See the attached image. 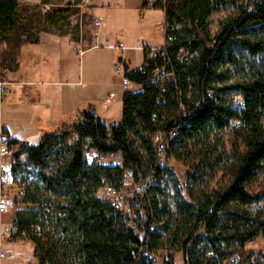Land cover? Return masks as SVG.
<instances>
[{
    "label": "trees",
    "instance_id": "16d2710c",
    "mask_svg": "<svg viewBox=\"0 0 264 264\" xmlns=\"http://www.w3.org/2000/svg\"><path fill=\"white\" fill-rule=\"evenodd\" d=\"M229 7L237 14L213 37L211 17ZM151 8L165 12L173 42L164 56L150 59L145 50L143 67L129 72L141 90L125 93L119 123L109 126L82 113L36 145L11 142L12 178L23 190L17 203L24 206L13 218L11 237L31 241L38 264H156L159 251L168 252L164 264H175V251L184 264H231L234 255L236 264H264V252L245 251L264 237V209L258 207L264 191L249 190L264 175V0H161ZM78 12L71 4L51 5L43 14L41 5L0 0V44L9 48V70L18 68L21 45L38 44L41 32L67 30ZM232 68L245 70V79L230 83ZM232 92L242 97L238 107L228 100ZM232 128L235 143L226 155L221 134ZM159 133L165 134L160 153L153 140ZM92 153L119 155L122 163H91ZM167 156L189 164L187 199L175 171L161 165ZM226 170L228 184L208 192L206 185ZM127 173L132 183L149 179L147 190L129 199L136 218L99 195L106 186H125Z\"/></svg>",
    "mask_w": 264,
    "mask_h": 264
},
{
    "label": "crops",
    "instance_id": "0c3cea01",
    "mask_svg": "<svg viewBox=\"0 0 264 264\" xmlns=\"http://www.w3.org/2000/svg\"><path fill=\"white\" fill-rule=\"evenodd\" d=\"M147 1L154 5L161 0H92L84 9L86 24L82 46L87 48L92 44L93 18H101L104 28L97 40L99 47L87 49L82 57L74 51V46L79 43V35H74L72 29L60 32L62 35L41 34L35 47L55 52L58 60L51 69H47L45 64H42L44 69H40L37 65L41 61L55 62V59L35 54V96L39 106L43 105L44 108L43 114L35 118V127L32 129H35V142L27 141V132L12 125L4 126V119L0 114L2 128L15 140L36 145L41 136L82 113H94L109 126L119 122L122 119L123 97L127 91H121V97L118 99L117 89L121 80L115 75L113 65L124 62L129 72L136 71L145 63L144 51L139 48L140 43L151 48H161L165 43V12L151 8L152 6L147 7ZM158 28L162 29V32L158 38L153 39L151 33ZM118 42H122L126 50L107 48V45ZM18 73L17 70L11 71L12 79ZM12 85L13 91H16V87H21L18 83ZM112 93H116L117 98L106 106V99ZM3 159L9 160L12 168L13 155Z\"/></svg>",
    "mask_w": 264,
    "mask_h": 264
},
{
    "label": "rangeland",
    "instance_id": "374dc122",
    "mask_svg": "<svg viewBox=\"0 0 264 264\" xmlns=\"http://www.w3.org/2000/svg\"><path fill=\"white\" fill-rule=\"evenodd\" d=\"M49 5H61L68 6L71 4L72 0H49ZM22 4L29 5H42L41 0H23ZM237 14V10L234 7H229L221 12L214 14L211 21V35L215 37L219 31L221 30L222 24L230 17H233ZM164 31V30H163ZM162 32V29H154L153 34L151 33V37L153 39L158 38L157 36ZM49 34L62 35L59 31L51 30L47 32ZM90 33V32H89ZM44 34V32H41ZM9 50L7 44H0V70L2 75L0 76V82L2 85V93L0 94V114L3 116L2 123L4 126L12 125L20 131L27 132L28 138L27 141L30 143L35 142V118L41 116L43 114L44 108L39 106L38 98L35 96V54L41 56H48L55 59L47 60L46 62L42 61L37 65L40 69H44L42 64H45L47 69L53 68L58 60L56 53L45 50L43 47H39L35 45L23 44L17 50L16 53V62L18 64L17 72H19L14 79H12L13 75L9 70V60L5 58V53ZM237 52L240 49H236ZM40 57V56H39ZM246 57L243 56L244 67L246 68ZM8 68V69H7ZM234 77L230 83H234L237 81H242L245 79V70L240 71L239 73L236 69H231ZM116 75V74H115ZM19 76V77H18ZM18 78V79H17ZM12 83L20 84L21 88L18 90L16 87V91H13ZM33 86H30V84ZM117 83H119V79H117ZM28 85V86H27ZM121 86V84H120ZM117 89L118 91V99L121 97V91H124V88L121 86ZM18 90V91H17ZM127 91H137V88L129 89ZM10 93V94H8ZM8 94V95H7ZM42 95L40 96V98ZM234 107H238L242 104V97L239 93L232 92L228 99ZM42 103V102H40ZM38 104V106H37ZM41 105V104H40ZM37 106V107H36ZM36 107V108H35ZM117 121V120H116ZM121 120H119L120 122ZM1 122V121H0ZM119 122H114L117 124ZM234 128L226 130L222 132L221 136L223 138V144L220 147V151L225 153L226 155L232 154V150L235 143ZM242 149V147L240 148ZM16 149H13V158H15L14 153ZM7 157V156H6ZM9 157V156H8ZM13 160V159H12ZM89 161L91 163L98 162L100 164L106 165H117L122 163L121 156H109L104 157L102 155H97L96 153H92L89 155ZM161 165L164 167H169L173 169L176 173V182L178 187L182 190V195L187 199L186 196V180L187 174L190 171L189 164L186 162H179L171 157H164L161 160ZM1 168L6 171L11 170V163L9 160L3 159V156L0 157V177H1ZM12 176V175H11ZM9 176L6 182V191L9 193L10 198L14 201V206L10 212L7 214L0 215V264H38L37 259L34 257V246L31 241L27 238H21L18 240L12 239V231H13V218L18 209L24 208L23 204H18L17 201H20L22 197L19 195V188L17 183L15 184L13 178ZM230 172L224 171L220 172L216 175L215 179L209 182L206 185V190L208 192H213L215 190H219L225 187L229 180ZM35 178V173H31L29 180H33ZM126 183L128 184V194L129 198H132V174L127 173L125 178ZM13 182V183H12ZM167 190L170 192L174 191L173 186H167ZM249 190L252 194H259L264 191V175L261 176L256 182L251 183L249 186ZM99 195L102 198H106V196L100 192ZM126 201V204L123 208L128 209L132 206V201ZM260 209H264V202L258 205ZM144 216V212H141ZM261 251L264 252V237H259L255 239L253 242L248 243L245 246V251ZM168 252L167 251H159L155 254L154 260L156 264H164L167 259ZM173 258L175 264H184V259L182 252L175 251L173 252Z\"/></svg>",
    "mask_w": 264,
    "mask_h": 264
},
{
    "label": "built area",
    "instance_id": "2783aa9c",
    "mask_svg": "<svg viewBox=\"0 0 264 264\" xmlns=\"http://www.w3.org/2000/svg\"><path fill=\"white\" fill-rule=\"evenodd\" d=\"M240 3H244L247 0H238ZM19 2H23V0H19ZM92 0H72L71 2V7H76L79 9V12L69 18V28L67 29H75L79 31V43L74 46V51L76 54H78L80 57L84 55L87 49H94L98 48L99 45L97 44V40L101 37L103 28H104V23L101 18H93L92 19V44L90 47H83L82 46V38H83V32L86 24V18L84 15V9L87 8L91 4ZM150 6L151 3L148 2ZM51 9V5H41V10L42 13L45 14ZM166 29L167 26L165 24V43L161 48H151L148 45L144 43L139 44V48L143 51L147 50L149 58L153 59L156 58L158 55H165L167 46L173 42V38L169 35H166ZM178 29L177 26H174L171 28V30ZM109 42V41H108ZM107 48L113 49V50H126L125 45L122 42H118L112 45H107ZM113 70L116 76L121 80V84L124 88V90H129V89H134L137 88V91L139 90L138 85L134 84L127 76L129 74V71L127 70V66L124 62H117L113 65ZM158 79L162 78V75L158 74ZM2 83L0 82V94L2 93ZM210 98H214L215 94L213 91L209 92ZM117 98L116 93H112L109 95V97L106 99V106L110 105L115 99ZM0 121H1V116H0ZM235 126L240 125V122H235ZM177 136V132H172L171 138H174ZM165 134L159 133L156 134L153 138L157 152H163L165 149V142H164ZM12 135L6 131L4 128H2L1 123H0V157H8L12 156L13 154V149L11 147V142L13 141ZM12 175V170L6 171L3 168H1V177H0V215L7 214L8 212L11 211V209L14 206V201L10 198L9 193L6 191V182L5 180ZM12 177V176H11ZM149 183V179L143 182L139 183H132V194L136 192H145L147 190V185ZM128 184H125L121 189H116L112 186H106L102 188V193L110 199L113 204L118 207L123 209L131 218H136V213L134 210L129 207L128 209L123 208V206L126 204V201H128L129 194H128V189L127 186ZM18 193H23V190L19 189ZM132 195V196H133ZM130 199V198H129ZM151 231L155 230V227L150 228ZM145 238V234L141 233L140 239L143 241ZM209 255H212L210 253ZM239 260L238 255H234L230 258V263L231 264H236Z\"/></svg>",
    "mask_w": 264,
    "mask_h": 264
}]
</instances>
